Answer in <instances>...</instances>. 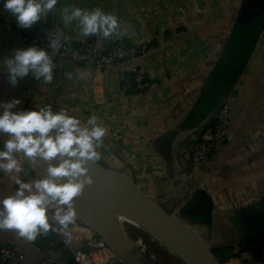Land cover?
<instances>
[{
	"label": "crops",
	"instance_id": "1",
	"mask_svg": "<svg viewBox=\"0 0 264 264\" xmlns=\"http://www.w3.org/2000/svg\"><path fill=\"white\" fill-rule=\"evenodd\" d=\"M244 3L58 0L46 18L22 28L0 0V101L19 98L22 103L12 111L51 105L54 112L66 110L82 124L95 116L106 128L96 149L100 153L97 161L131 175L169 211L196 207L198 213L190 225L218 260L230 253L237 255L244 244L264 237V35L230 83L222 87L217 78ZM66 6L84 10L99 7L112 13L124 34L84 37L78 20L65 23ZM61 33L74 46L85 39L108 51L122 38L128 47L147 46L150 51L135 61L125 59L97 73L88 64L62 59L45 50L53 61V80L37 79L30 71L13 85L4 59L12 57L17 49L33 47L26 38L43 35L51 39ZM135 71L144 73L150 83L143 92L123 88L121 76H132ZM218 107L228 109L229 135L206 162L193 169L190 153L203 137H210ZM16 185L8 173L0 174V199L13 194ZM204 198L211 206L208 216L201 210ZM54 212V208L49 209V222L55 230L41 233L34 241L9 230L12 240L3 243L4 234L0 249L10 245L20 256L27 253L30 264L48 255L58 264H69L75 251L84 246L74 242L72 234L60 230L52 219ZM76 223L74 220L69 226ZM241 255L220 263L264 264V255Z\"/></svg>",
	"mask_w": 264,
	"mask_h": 264
},
{
	"label": "clouds",
	"instance_id": "2",
	"mask_svg": "<svg viewBox=\"0 0 264 264\" xmlns=\"http://www.w3.org/2000/svg\"><path fill=\"white\" fill-rule=\"evenodd\" d=\"M57 3L58 0H3L4 8L15 16L22 28H29L46 18ZM63 13L65 23L78 20L80 34L84 37L99 34L108 38L113 34L121 36L125 31L120 28L116 15L106 13L99 7L84 10L66 6ZM61 35L51 39L54 48L59 46ZM3 62L13 85L30 71L37 79L42 77L49 83L53 80L52 58L38 47L17 49L12 57ZM21 103L19 98L0 101L4 108L0 114V131L11 134L3 150H0V170L6 173L21 171L14 155L21 151L29 158L40 156L44 160H51L58 155L68 158L62 159L58 166L49 165L48 178H38L32 182L17 180L18 187L14 193L0 199V230H14L18 237L34 241L41 233L55 230L49 222V209L54 208L52 219L65 235L70 236L67 230L76 217L74 197L81 194L86 184L92 183L85 165L88 161L100 159L96 149L102 142L106 128L97 123L95 116L82 124L79 118L69 115L66 110L54 112L51 105L39 110L12 111ZM62 177L68 179L63 183L53 179Z\"/></svg>",
	"mask_w": 264,
	"mask_h": 264
},
{
	"label": "water",
	"instance_id": "3",
	"mask_svg": "<svg viewBox=\"0 0 264 264\" xmlns=\"http://www.w3.org/2000/svg\"><path fill=\"white\" fill-rule=\"evenodd\" d=\"M245 4L250 5L249 11L244 21L241 45L230 60L232 67L240 61H247L246 51L258 41L263 27L264 0H245ZM219 107L214 120L220 111ZM3 111V105L0 104V114ZM10 138L11 134L0 131L2 149ZM14 155L23 162V173L26 176L39 179L49 177V165L58 166L62 159L68 158L59 155L51 160H44L40 156L29 158L23 151ZM85 166L92 183L86 184L81 194L74 197L75 220L104 242L116 258L113 264H157L130 237L126 222L151 236L184 264H221L213 250L190 225L191 215L198 213L196 207L180 212L169 211L144 191L131 175L107 167L99 161H88ZM53 179L63 183L68 178ZM203 202L202 213L208 216L211 206L207 198ZM69 264L79 263L73 257Z\"/></svg>",
	"mask_w": 264,
	"mask_h": 264
},
{
	"label": "built area",
	"instance_id": "4",
	"mask_svg": "<svg viewBox=\"0 0 264 264\" xmlns=\"http://www.w3.org/2000/svg\"><path fill=\"white\" fill-rule=\"evenodd\" d=\"M15 30L17 33L21 31L18 25H16ZM261 34L264 35V29ZM51 39L43 35H35L26 38V42L32 46L50 51L59 58L67 59L75 63L88 64L92 66L97 73L102 72L107 66L125 59H132L135 61L139 59V57L145 56L150 51L147 46L128 47L122 38H120L108 51L99 49L85 39L81 40L78 45H70L68 41L61 36L59 46L54 48L51 44ZM121 80L125 90L134 89L143 92L150 85L146 75L139 71H135L132 76L124 74L121 76ZM230 127L231 121L228 109L222 108L210 129V137H203L190 153L189 164L193 169L198 168L201 164L206 162L214 149L226 141ZM17 161L21 167V171L17 172L13 170L11 173H8L9 177L14 180L16 184L17 180L32 182L38 179L33 176H26L23 173V162L18 158ZM2 173L6 172L0 170V174ZM69 229L72 234V240L84 246V248L82 247L75 251L74 259L76 262L79 264L114 263L116 258L113 253L90 229L78 221L76 224L69 226ZM261 249L264 251V248ZM19 259L20 253L12 246L6 245L0 249V264H15ZM36 264H58V261L55 257L48 255Z\"/></svg>",
	"mask_w": 264,
	"mask_h": 264
},
{
	"label": "trees",
	"instance_id": "5",
	"mask_svg": "<svg viewBox=\"0 0 264 264\" xmlns=\"http://www.w3.org/2000/svg\"><path fill=\"white\" fill-rule=\"evenodd\" d=\"M249 6H250L249 4L244 5L240 21L238 22L236 31H235L233 38L230 42V45L226 51V56H225V59L223 61V65L220 68V70L218 71L217 78H218V80H219L218 82L220 84H224L222 87L227 85V82L230 83L229 80L232 79V77L237 76L242 71L243 67L245 66L246 62L249 60V57H250V55H251V53L255 47L256 43H254L253 47L250 50L246 51L247 61H240V62L236 63L233 67L230 65L231 57L234 58V56L237 54V48L241 45V42H242V33L244 31V21L247 18ZM263 29H264V22H263L262 30ZM0 147H2L1 143H0ZM194 216L195 215H191V217H190L191 220H193ZM261 248H264V237L257 239L255 241H252L250 243L244 244L242 246V250H241L242 252L241 253H239L237 255L230 253V254H227L226 257L219 259V260L222 263V262H224V261H226L232 257L237 256V257L241 258L242 257L241 254L243 252H252V254L255 257H260L264 254V251H262Z\"/></svg>",
	"mask_w": 264,
	"mask_h": 264
},
{
	"label": "rangeland",
	"instance_id": "6",
	"mask_svg": "<svg viewBox=\"0 0 264 264\" xmlns=\"http://www.w3.org/2000/svg\"><path fill=\"white\" fill-rule=\"evenodd\" d=\"M125 226L130 237L136 243H138L140 248L143 249V251L145 252V254H147L157 264H184L178 257H176L165 247L160 245L156 240H154L151 236L143 232L137 226L127 222L125 223ZM192 228L195 229V227ZM4 234H6L5 237H3ZM0 238H2L1 241L5 244H8L7 240H12V238L9 236V230H0ZM18 244L19 243H15V246H19ZM23 254L25 253H22V256H20V259L15 264L31 263V261L27 259V253L25 255Z\"/></svg>",
	"mask_w": 264,
	"mask_h": 264
}]
</instances>
